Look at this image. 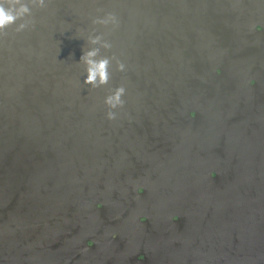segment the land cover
<instances>
[{
    "label": "flooded vegetation",
    "instance_id": "obj_1",
    "mask_svg": "<svg viewBox=\"0 0 264 264\" xmlns=\"http://www.w3.org/2000/svg\"><path fill=\"white\" fill-rule=\"evenodd\" d=\"M188 15L168 37L194 53L173 60L166 90L156 84V112L108 132L88 187L78 173L66 182L60 168L46 174L43 208L59 211L76 235L27 236L43 253L86 264H224L225 249L243 264L256 255L254 232L247 242L239 229L236 251L229 232L236 214L264 221V31L254 28L264 23V2L201 0Z\"/></svg>",
    "mask_w": 264,
    "mask_h": 264
},
{
    "label": "water",
    "instance_id": "obj_2",
    "mask_svg": "<svg viewBox=\"0 0 264 264\" xmlns=\"http://www.w3.org/2000/svg\"><path fill=\"white\" fill-rule=\"evenodd\" d=\"M200 3L46 0L23 18L24 29L17 31L13 24L0 34V264H86V259L43 253L41 241L26 240L64 237L72 242L76 235L59 211L48 208V214L43 208L45 176L60 168L65 182L78 173L80 186L88 187L92 160H99L94 151L106 147L108 132L138 122L133 114L156 112V84L166 90L173 60L194 53L179 50L176 34L168 37L170 27L174 20L184 22ZM107 12L117 16L116 26L92 23ZM93 29L112 45L100 54H114L125 64L121 71L113 60L109 83L97 88L83 83L85 66L79 61L83 48L91 46L87 34ZM121 83L125 103L110 120L103 97ZM78 227L81 243L88 226L81 222ZM230 228L235 240L240 228L247 242L251 232L256 235V255L243 264H264V221L252 224L236 214ZM238 246L236 240L235 251ZM232 253L225 249L224 264H232Z\"/></svg>",
    "mask_w": 264,
    "mask_h": 264
},
{
    "label": "clouds",
    "instance_id": "obj_3",
    "mask_svg": "<svg viewBox=\"0 0 264 264\" xmlns=\"http://www.w3.org/2000/svg\"><path fill=\"white\" fill-rule=\"evenodd\" d=\"M264 2V0H261ZM46 0H0V34H2L6 27L16 24V30L19 31L26 27L27 21L23 18L30 16L33 6L43 7ZM19 20V23L16 21ZM93 24L116 26L118 24L117 16L113 12H107L103 16H97L92 21ZM254 28L256 31H264V23H255ZM87 40L89 47L83 48L79 61L84 64V80L83 83L89 85L91 88H97L102 85H107L111 78V68L113 60H115V67L118 70L123 71L125 64L115 57V55L104 54L101 55V48L107 50L111 48V42L104 38V34L96 32L95 29L87 34ZM220 67H216V73L221 72ZM255 81V77L249 79L248 83L252 85ZM126 92L125 85L123 83L107 89L106 94L103 97V103L107 108L106 116L108 119H115L117 111L124 103V95ZM195 109L190 111V114H194ZM216 171L213 169L210 173L215 175ZM144 189V185L139 184L136 186L137 193H141ZM103 201H97V204H102ZM178 213L172 215V219L178 216ZM146 215H141L139 220L143 222L146 219ZM112 237L117 235L116 232H112ZM88 245L94 243L93 240H88Z\"/></svg>",
    "mask_w": 264,
    "mask_h": 264
}]
</instances>
